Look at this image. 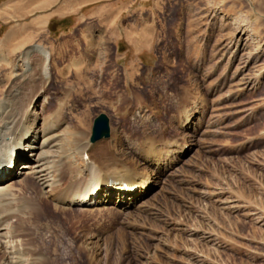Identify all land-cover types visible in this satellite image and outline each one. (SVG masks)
Segmentation results:
<instances>
[{
	"label": "rangeland",
	"instance_id": "obj_1",
	"mask_svg": "<svg viewBox=\"0 0 264 264\" xmlns=\"http://www.w3.org/2000/svg\"><path fill=\"white\" fill-rule=\"evenodd\" d=\"M114 2L115 13L108 2L86 9L104 8V20L79 12L30 44L15 33L20 48L0 52V105L17 91L21 108L37 96L38 130L54 124L67 148L55 160L64 201L47 193L50 213L13 219L5 240L17 250H8L27 264H264V0ZM16 28L0 22V45ZM40 46L50 53V80L45 58L32 52ZM12 61H30L32 71ZM101 114L111 126L104 143L123 142L109 153L138 174L148 170V142L179 144L180 153L163 152L157 175L149 169L136 208L69 204L88 182L78 150L91 144ZM36 191L23 188L15 206L43 210Z\"/></svg>",
	"mask_w": 264,
	"mask_h": 264
},
{
	"label": "bare ground",
	"instance_id": "obj_2",
	"mask_svg": "<svg viewBox=\"0 0 264 264\" xmlns=\"http://www.w3.org/2000/svg\"><path fill=\"white\" fill-rule=\"evenodd\" d=\"M15 33H13V36L9 35L6 41H4L6 44L0 45V52L7 46L13 48L14 51L20 48L21 45L16 43L19 37ZM32 52L45 58L43 65H41L42 68L40 69H42L41 74L43 73L42 75L48 80L51 77L49 72L51 66V61H49L50 53L41 46L33 48ZM3 57L2 59H5ZM8 58L9 57L6 59ZM0 63H3V60L1 61L0 59ZM10 65L14 70L19 69L20 71L21 68L23 72L28 74L32 71L30 61H12ZM20 75L21 74H17L16 76L20 77ZM22 95H24V93ZM36 97L37 96H34L23 108H21V93L17 91L15 94L7 96V101L0 105V111H2L0 112V203H2V201L6 203L0 207L1 210L3 209V211H0V253L2 255L5 253V256L8 257L6 261L7 264H27L28 262L25 261L26 263H24L23 260L15 256V251L8 250L9 247L15 249L9 245L7 246L8 241L6 240L9 239L5 237L8 230L10 234L14 231H12L14 225L10 224L12 223L11 221L13 219L18 221L32 219L34 214L40 212L46 215L50 213L45 202L47 193V198L55 202L64 199L60 198V191L62 189H60V191L57 189V187H60L58 186L60 180L57 181L60 171L58 170L55 160H57L56 158L59 157L61 153L65 152L67 148L65 144H58V137L51 133L55 128L54 124H45V128H43L42 125V131L38 130L42 115L35 109L36 106L34 102ZM40 134H43V142L35 145L32 141H35ZM107 140L108 139H104L97 143L90 142L91 146L87 143L81 150L78 148L88 182L82 190L78 189L77 192L75 191L77 194L73 192L75 195H73L72 199L69 198V200L71 199L69 204L79 211L92 209L106 210L110 207L130 209L137 206V204H139L138 202L148 194L145 189L148 188L151 180L150 178H152V175L148 173V171H150L149 169H153L152 171L157 175L161 169L165 167L166 157H168L169 154L180 153V151H178L180 147L177 142L168 141L163 145V149L156 144L155 140H151L148 143L145 142L147 144L145 151L144 148L142 150L144 151V156L142 157L144 165L148 170L143 172V174H138L136 168L132 169V167L127 166L123 161H119L112 152L111 154L109 153L110 147H116L123 143L122 138L118 135H114L112 143L111 140L104 143ZM26 144L31 145L27 148ZM143 144L144 143L140 145ZM163 152L166 154V157L163 155ZM72 155L74 156V153ZM86 156L89 157L88 160L85 158ZM22 159H26V162L18 165L19 161ZM70 169L71 168L67 169L68 172H70ZM85 175L83 174V176ZM31 179L34 181L33 183H30ZM31 186L36 190L38 189V192L36 191V198L43 203L45 202L43 210H39L36 202L32 201L33 203H29L27 201L28 204L23 205V201H20V199V205L22 206L19 204L15 206L16 202H18L16 193L22 191L23 188ZM136 188L138 189L136 190ZM54 193H58L56 200L52 199L54 198ZM13 234L14 232L11 236H13ZM9 236L10 235H7V237Z\"/></svg>",
	"mask_w": 264,
	"mask_h": 264
},
{
	"label": "crops",
	"instance_id": "obj_3",
	"mask_svg": "<svg viewBox=\"0 0 264 264\" xmlns=\"http://www.w3.org/2000/svg\"><path fill=\"white\" fill-rule=\"evenodd\" d=\"M115 0H0V22L2 24H17L13 33L25 35L24 43H32L38 36L50 32V25L56 20L78 15L83 12L85 18L105 19L104 8L98 7L86 11L90 6L108 2L107 6L115 13ZM100 8V9H99ZM10 34V35H11ZM8 38V37H7ZM27 47V45H24Z\"/></svg>",
	"mask_w": 264,
	"mask_h": 264
},
{
	"label": "water",
	"instance_id": "obj_4",
	"mask_svg": "<svg viewBox=\"0 0 264 264\" xmlns=\"http://www.w3.org/2000/svg\"><path fill=\"white\" fill-rule=\"evenodd\" d=\"M111 137L110 119L107 115L101 114L94 122L91 143H97Z\"/></svg>",
	"mask_w": 264,
	"mask_h": 264
}]
</instances>
